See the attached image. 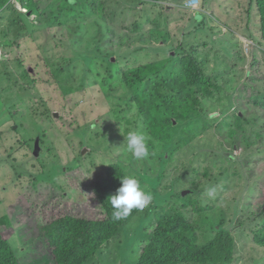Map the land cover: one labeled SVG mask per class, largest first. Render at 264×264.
I'll return each mask as SVG.
<instances>
[{
  "label": "rangeland",
  "instance_id": "obj_1",
  "mask_svg": "<svg viewBox=\"0 0 264 264\" xmlns=\"http://www.w3.org/2000/svg\"><path fill=\"white\" fill-rule=\"evenodd\" d=\"M86 1L88 7L93 5L97 10L86 21L69 25L70 31H75L74 50L89 55H95L97 50L119 52L120 56L112 55L109 59L115 65L112 74L119 78L121 70L127 67L163 60L170 52V56H173L172 51L179 45L193 48L198 46L199 54L196 51L195 56L200 61L207 60V65H203L206 76L214 79L212 84L224 87L218 98L202 96L203 108L210 116L216 108L229 107V97L236 96L239 103L233 111L245 116L241 136H246L250 141L253 154L250 158H245L248 144L244 142L236 146L238 151H232L234 144L228 137V127L218 132L216 126L219 123L213 125L214 118H211L212 129L204 135L201 142L196 141L189 147L182 158L187 164L192 162L193 167L202 175L205 169L212 170L211 181L216 178L220 180L215 185L216 195L223 192V196L221 201L218 200L219 196L211 198L215 208L208 210L203 217L192 215L202 226L226 220L228 224H233L232 230L239 226V222L250 218L263 221L264 216L260 210L264 207V182L255 181V174L261 171L264 164V105L255 104L253 95L264 94V56L256 50L253 41V38L261 39V18L259 19L252 0H201L198 10L190 7L187 0H160V5L164 7L159 10V7L143 6L137 0ZM102 4L106 27L95 23ZM17 6L21 12L29 14L20 4ZM141 16L147 18L140 20ZM38 18L39 14L31 17L32 20ZM148 18L155 20L154 24L158 27L153 28ZM135 19L146 23V27L135 28ZM20 23L18 13L9 10L1 12L0 34L4 32L8 38L17 40L18 33L15 31L22 26ZM107 27L110 28L108 32ZM52 33L58 35L55 42L47 39L44 32L34 31L29 35L25 31V37L19 46H9L8 49L0 46V75L6 73L0 77V134L3 135L0 137V219L5 227V239L14 242V238L25 235L27 238L23 237L24 242L32 241L27 246L25 264H54L44 231L51 220L63 218L61 215L92 220L105 218L94 186L105 180L109 166L116 163L127 172L137 171L138 166L141 165L142 168L145 161L151 159L148 155L147 158L138 160L127 151L124 137L134 130V126L118 122L119 114L111 110L116 104L107 100L101 84L94 74L87 72L86 64L81 58L76 62L62 61L65 68L70 70V75L62 80L64 92L60 90L58 81L52 79V71L57 74V61H51L48 65L47 61L54 55L45 56V50H56L55 55L59 57V53L64 52L61 39H66L68 33L62 32L61 28L54 29ZM254 51L258 60L262 61L257 73L252 71L250 64ZM226 55H231L232 58ZM70 56L74 57L73 54ZM5 62L6 67L2 64ZM22 68L29 71L32 80H36L34 86H31L32 82L28 77L23 76ZM249 71L251 74L248 76ZM102 73L110 76L106 70ZM227 80L230 82L227 83ZM83 84L85 87L81 93L65 97L68 87L79 89ZM114 95L113 100L118 104L120 90ZM132 98V94L126 95L128 102H132ZM48 110L51 111L50 114ZM227 115L231 114L223 117ZM14 119L17 123L14 130L20 128L19 134L11 130L17 144L21 137L25 141L30 139L29 145L34 150V140L43 137V149L39 150L36 157L38 159L33 157L35 153L31 150L21 147L16 152L13 145L5 144L9 137V132L4 129L5 125L14 123ZM226 119L233 129H237V119L234 116ZM239 122L241 123L240 119ZM221 124L222 122L219 125ZM22 126L25 127L24 130ZM257 134L263 135L261 140L257 138ZM144 135L148 137L150 150L151 136ZM225 150L228 160L222 162L214 156L222 155ZM203 152L209 153V156L201 157ZM231 156L234 158L229 159ZM18 164L22 169L18 172L17 180L15 173ZM132 165V170H129ZM251 165L253 168L248 172ZM160 170V166H155L154 162L145 166L152 181L140 183L145 191L152 194L153 199L133 222L122 228L119 241L122 243L125 239L123 244L114 245L115 250L114 247L106 251L105 248L102 249L97 257L101 263L139 264L140 254L151 244L158 226L156 215L150 209H153L155 200L171 198L175 179L186 172L181 168L180 162H177L170 166L161 184L157 181V172ZM237 172L242 175L236 174ZM224 173L227 177L222 175ZM154 182L161 185L155 186ZM19 184L23 187L21 190ZM241 184H252V190H243ZM241 195L238 215L234 201L241 198ZM248 203H252V206L245 213ZM6 220H11L10 227ZM253 229L249 225L238 233L234 261L230 264H264V250L255 245L250 234ZM199 232L207 234L206 240L214 236V231L210 233L205 228Z\"/></svg>",
  "mask_w": 264,
  "mask_h": 264
},
{
  "label": "trees",
  "instance_id": "obj_2",
  "mask_svg": "<svg viewBox=\"0 0 264 264\" xmlns=\"http://www.w3.org/2000/svg\"><path fill=\"white\" fill-rule=\"evenodd\" d=\"M143 6H153L154 8H163L160 5V0H137ZM255 4V11L257 10L258 17L260 19V33L261 39L253 38L252 40L256 44V50L264 56V0H252ZM17 4H20L22 8L27 9L29 14H25L20 11ZM6 10L18 13V18L21 20L22 26L15 31L18 33L17 40L13 41L8 38L6 33L0 34V46L4 49H8L9 46L18 45L20 41L25 37L26 31L31 35L34 31L44 32L45 37L52 42L57 41L58 35L52 33L54 29L61 28L62 32L66 31L68 36L66 39H61L63 45V53H59V57L55 55L56 50L45 51L47 55L52 56L49 58L48 65L51 61H57V74L55 71L54 78L59 83V88L64 92L62 80L70 75V70L65 68L62 63L63 60H70L72 62L79 61V58L86 64L87 72L96 76L97 80L101 84L103 91L106 94L107 100L110 103L116 104L111 109L119 114V123L125 125L134 126V130L143 134L151 136L149 139L150 150L149 156L151 159L145 161L143 167L138 166L137 171L132 170L133 165L129 167L130 172H127L122 166L114 163V166H109L106 169V178L101 183H97L94 186L98 204L103 210L104 219L92 220L89 218H76L70 215H61V219L51 220L50 225L44 228L45 238L47 246L51 251L52 263L54 264H103L97 258L99 253L105 248L104 251L111 249L114 245H121L119 236L122 228L133 222L134 218L145 210L133 209L132 213L123 219L115 220L112 216L113 209L109 203L108 198L115 194L116 190L120 187V178L128 174H134L138 177L140 182H151V176L145 171V166L148 167L150 162H154L155 166L159 165L161 170L157 172L159 175V181L163 184L165 180V173L170 166L180 162V166L186 172L178 176L172 187V196L170 199L162 198L161 201L155 200L153 209H150L155 213L158 222L157 229L151 244L141 252L139 264H230L234 261V250L238 245L236 238H234L233 231L230 230V226L227 225L226 220H222L219 223H210L209 225L202 226L199 220H196L192 214L197 217H203L208 210L214 209V204L211 198L207 196V190L210 187H215L220 182L218 178L211 181L212 170L205 169L204 175L200 173L198 169L193 167L194 164L184 162L182 158L189 147L198 141L201 142L204 139V135L212 129L216 123L218 132L222 131V128L228 127V137L233 142L232 151H238L236 146L244 142L250 144V141L246 136H241V131H244L242 126L245 122V116L237 111H233L238 107V100L236 96H230L228 101L230 106L223 108H216L213 114L210 116L203 108L202 96H208L207 98H218L221 95V90H224L222 85L212 84L213 78L206 76L203 65H207V60L200 61L195 56L196 51L198 53V46L190 47L188 45H179L172 52L173 56H170L171 52L165 56L163 60L154 61L152 63L141 64L136 67H127L120 72V78L117 75H113L115 70L114 62H109L112 55L120 56L119 52L109 53L96 51L95 55H89L87 53H78L74 49L76 45L73 44L75 31H70L69 25L86 21L90 16L95 15L97 10L95 6L88 7V1L86 0H0V13ZM95 23L101 27H106L104 20H106L105 10L103 4L98 10ZM39 14L40 18L32 20L33 15ZM147 17L141 16L140 20ZM74 19L78 20L75 21ZM102 20V23L100 22ZM152 23V27H158L155 25V20L148 18ZM135 28L146 27V23H142L139 19H135L133 23ZM65 26V27H64ZM110 28L107 27V32ZM33 39V36H32ZM121 41V40H120ZM33 42V41H32ZM185 43V42H184ZM57 48V47H56ZM44 51V53H45ZM71 54L74 57L70 56ZM199 54V53H198ZM228 58H232L231 55H226ZM227 57L225 59H227ZM217 60L219 58H216ZM96 60V61H95ZM252 61V71L257 73L262 61L258 60L256 51L253 52L250 59ZM62 63V64H61ZM6 67V62L2 63ZM23 67V64L20 63ZM104 70L110 74L105 76L102 73ZM22 73L25 78H29L32 82L31 86H34L36 80H32L27 69L22 68ZM248 76L251 74L249 71ZM6 73L0 75L3 77ZM223 76V74H219ZM219 76H217L219 78ZM230 80H227L229 83ZM220 83V81H217ZM85 85L82 88L76 89L68 87L65 97H69L78 93H81ZM252 90L254 87L248 85ZM120 90L119 103L117 104L113 99L114 93ZM132 94V102L126 100V95ZM255 104L264 105V94L259 96L253 95ZM264 108V107H263ZM50 114L51 111L48 110ZM231 114L223 117L226 114ZM234 116L237 119V129H233L232 124L229 123L227 117ZM223 117V118H222ZM211 118H214L213 125ZM222 118V119H221ZM221 119V120H220ZM241 120V123L239 122ZM240 123V125H239ZM16 120L9 122L5 125V128L9 132L8 140L5 141L6 145H13V150L19 151L21 147L31 150L35 153L36 144L40 149H43V137H38L34 140V150L29 145V140H19V145L14 139L12 133H20V128L16 127ZM20 125V124H19ZM24 130L25 127L22 126ZM12 130V131H11ZM241 130V131H240ZM0 137L3 135L0 134ZM37 137V136H35ZM263 135L257 134V138L261 140ZM22 140V143H20ZM4 143V142H3ZM221 145V143H220ZM246 147L244 153L245 158H250L253 154V148L251 146ZM201 148V147H200ZM227 151L225 150L222 155L215 154L222 162L228 160L225 156ZM209 156V153H201L200 156ZM35 159L36 154L33 155ZM231 156L229 159H233ZM253 165L249 166L247 171L252 170ZM17 172L15 173V179H19V174L22 166L16 165ZM191 169V170H190ZM221 169L225 170V167ZM245 171L246 168L242 167ZM145 172V173H142ZM236 174L242 175L241 172ZM192 175V177H189ZM226 176V174H222ZM257 182H264V164L261 166V171L256 172ZM35 176V175H34ZM222 176V177H223ZM227 177V176H226ZM162 181V182H161ZM155 183V182H154ZM250 183V182H249ZM155 183V186L161 185ZM252 185V184H250ZM245 184L242 189L252 190V186ZM20 190L23 188L19 184ZM227 186H224V190ZM186 193V194H184ZM244 192L242 191V194ZM218 200H222L223 192L219 193ZM238 198V197H236ZM248 198V197H247ZM247 198L245 201L247 202ZM242 201L238 198L234 203L237 204V214L240 215V206ZM37 202V201H33ZM233 203V204H234ZM252 206V203H248L245 208L247 213L248 207ZM99 209L98 206H96ZM192 208V210H190ZM261 215L264 216V207H262ZM250 218L248 221H241L240 227L245 228L248 225L255 226L253 230L254 242L264 247V220L252 222ZM208 220H211L208 217ZM8 227L12 225L11 220H6ZM4 224L0 219V264H25L27 246L32 244V241L24 242L25 235L14 238V242L5 239L4 237ZM205 228L208 232L214 231L213 238L205 244L200 243L199 231ZM241 231V228L237 230V233ZM207 235V234H205ZM122 237V236H121ZM209 237L208 239H210ZM16 246L22 247L18 249ZM115 250V247H114ZM104 251L102 253H104ZM19 253L21 256L19 257Z\"/></svg>",
  "mask_w": 264,
  "mask_h": 264
},
{
  "label": "clouds",
  "instance_id": "obj_3",
  "mask_svg": "<svg viewBox=\"0 0 264 264\" xmlns=\"http://www.w3.org/2000/svg\"><path fill=\"white\" fill-rule=\"evenodd\" d=\"M189 1L191 0H187V2ZM200 6H201V0H199V5L194 9L198 10ZM56 115L58 114H55V116ZM124 138L126 140L127 151L130 152L134 158L140 160L148 157L149 155L148 137H146L144 134L140 132L131 130L127 133V135ZM215 195H216V188L210 187L207 190V196L209 198H215ZM152 199H153L152 194L143 189L140 180L134 174H128L120 178V187L116 190L115 194L111 195L108 198L109 203L113 209L112 216L115 220H120L128 217L132 213L133 209L142 210L146 208L147 206L150 205ZM252 222H256V220L251 219V221L248 223L251 224ZM242 224L244 223L239 222V226L236 229L232 230L233 224L230 225L227 223V225L230 226V230L233 231L234 238H236L237 243H238L237 230L239 228H241V230L246 229V227L245 228L240 227ZM253 227L255 228V226ZM253 230L250 232V234L252 235L254 240ZM199 235H201L200 236L201 244H205L213 238L212 236L210 239L206 240L205 233H199ZM255 245L264 250V247L258 245L257 243H255ZM16 247L18 249H21L22 251V247L20 246H16Z\"/></svg>",
  "mask_w": 264,
  "mask_h": 264
},
{
  "label": "built area",
  "instance_id": "obj_4",
  "mask_svg": "<svg viewBox=\"0 0 264 264\" xmlns=\"http://www.w3.org/2000/svg\"><path fill=\"white\" fill-rule=\"evenodd\" d=\"M188 5L192 8H196L199 5V0H191L188 2Z\"/></svg>",
  "mask_w": 264,
  "mask_h": 264
},
{
  "label": "water",
  "instance_id": "obj_5",
  "mask_svg": "<svg viewBox=\"0 0 264 264\" xmlns=\"http://www.w3.org/2000/svg\"><path fill=\"white\" fill-rule=\"evenodd\" d=\"M57 116V115H56ZM39 150H40V148H39V146H38V142H37V144H36V149H35V154H36V156H38V154H39ZM184 194H186V193H184Z\"/></svg>",
  "mask_w": 264,
  "mask_h": 264
}]
</instances>
